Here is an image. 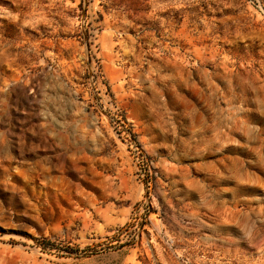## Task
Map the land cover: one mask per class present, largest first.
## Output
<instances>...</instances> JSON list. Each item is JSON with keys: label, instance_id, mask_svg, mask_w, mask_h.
Instances as JSON below:
<instances>
[{"label": "rangeland", "instance_id": "obj_1", "mask_svg": "<svg viewBox=\"0 0 264 264\" xmlns=\"http://www.w3.org/2000/svg\"><path fill=\"white\" fill-rule=\"evenodd\" d=\"M0 264H264V0H0Z\"/></svg>", "mask_w": 264, "mask_h": 264}]
</instances>
